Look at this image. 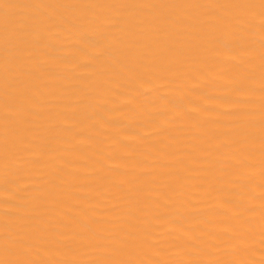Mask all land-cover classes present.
<instances>
[{
  "label": "bare ground",
  "instance_id": "bare-ground-1",
  "mask_svg": "<svg viewBox=\"0 0 264 264\" xmlns=\"http://www.w3.org/2000/svg\"><path fill=\"white\" fill-rule=\"evenodd\" d=\"M0 264H264V0H0Z\"/></svg>",
  "mask_w": 264,
  "mask_h": 264
}]
</instances>
